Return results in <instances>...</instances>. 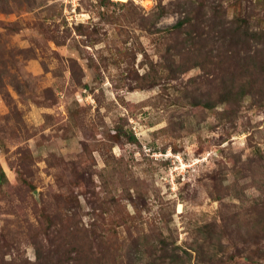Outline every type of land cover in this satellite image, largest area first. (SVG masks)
<instances>
[{
  "label": "rangeland",
  "instance_id": "1",
  "mask_svg": "<svg viewBox=\"0 0 264 264\" xmlns=\"http://www.w3.org/2000/svg\"><path fill=\"white\" fill-rule=\"evenodd\" d=\"M260 31L264 0H0V264H264Z\"/></svg>",
  "mask_w": 264,
  "mask_h": 264
},
{
  "label": "trees",
  "instance_id": "2",
  "mask_svg": "<svg viewBox=\"0 0 264 264\" xmlns=\"http://www.w3.org/2000/svg\"><path fill=\"white\" fill-rule=\"evenodd\" d=\"M258 34L260 37H264V31H260ZM51 257H53V256H51ZM47 264H49V263H47ZM50 264H51V261H50Z\"/></svg>",
  "mask_w": 264,
  "mask_h": 264
},
{
  "label": "bare ground",
  "instance_id": "3",
  "mask_svg": "<svg viewBox=\"0 0 264 264\" xmlns=\"http://www.w3.org/2000/svg\"><path fill=\"white\" fill-rule=\"evenodd\" d=\"M118 1H126V0H118Z\"/></svg>",
  "mask_w": 264,
  "mask_h": 264
}]
</instances>
